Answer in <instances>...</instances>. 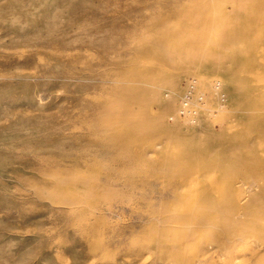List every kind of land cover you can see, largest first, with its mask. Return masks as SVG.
Masks as SVG:
<instances>
[{"label":"rangeland","instance_id":"1","mask_svg":"<svg viewBox=\"0 0 264 264\" xmlns=\"http://www.w3.org/2000/svg\"><path fill=\"white\" fill-rule=\"evenodd\" d=\"M0 264H264V0H0Z\"/></svg>","mask_w":264,"mask_h":264},{"label":"bare ground","instance_id":"2","mask_svg":"<svg viewBox=\"0 0 264 264\" xmlns=\"http://www.w3.org/2000/svg\"><path fill=\"white\" fill-rule=\"evenodd\" d=\"M185 103L183 102V109L182 111L184 110V107H185ZM185 112V111H183ZM129 127H131V123H128L127 124ZM251 161V160H250ZM246 197H244L243 199H245ZM188 202V201H187ZM198 202L200 203H203L204 206H208L211 210L214 211V217L212 218L213 221L215 224H220V223H223L224 220H225V217L227 215H235L239 210H240V207L239 205L238 206H233V207H225L223 205H220L219 203H210V201L208 200V198L206 197V194L205 193H202L198 196ZM207 207V208H208ZM242 212V211H241ZM242 232V231H241ZM230 233L229 230H224L222 232V235L224 237L223 239V242H228V243H233L232 240H230L228 238V234ZM218 238L214 239V241L216 242ZM225 244V243H222V245ZM227 245V244H226ZM229 246V245H227ZM224 247V245H223Z\"/></svg>","mask_w":264,"mask_h":264}]
</instances>
